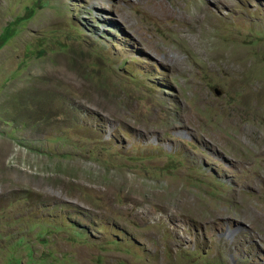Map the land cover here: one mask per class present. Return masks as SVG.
Listing matches in <instances>:
<instances>
[{
  "label": "rangeland",
  "instance_id": "1",
  "mask_svg": "<svg viewBox=\"0 0 264 264\" xmlns=\"http://www.w3.org/2000/svg\"><path fill=\"white\" fill-rule=\"evenodd\" d=\"M0 264H264V0H0Z\"/></svg>",
  "mask_w": 264,
  "mask_h": 264
},
{
  "label": "water",
  "instance_id": "2",
  "mask_svg": "<svg viewBox=\"0 0 264 264\" xmlns=\"http://www.w3.org/2000/svg\"><path fill=\"white\" fill-rule=\"evenodd\" d=\"M215 94L219 95V91L217 89H215Z\"/></svg>",
  "mask_w": 264,
  "mask_h": 264
}]
</instances>
